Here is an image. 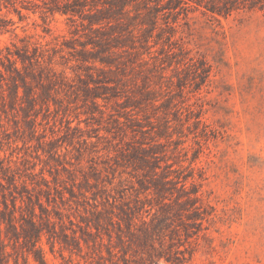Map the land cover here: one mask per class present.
<instances>
[{
  "label": "rangeland",
  "instance_id": "1",
  "mask_svg": "<svg viewBox=\"0 0 264 264\" xmlns=\"http://www.w3.org/2000/svg\"><path fill=\"white\" fill-rule=\"evenodd\" d=\"M211 3L0 0V215L41 202L45 264H264V6Z\"/></svg>",
  "mask_w": 264,
  "mask_h": 264
},
{
  "label": "trees",
  "instance_id": "2",
  "mask_svg": "<svg viewBox=\"0 0 264 264\" xmlns=\"http://www.w3.org/2000/svg\"><path fill=\"white\" fill-rule=\"evenodd\" d=\"M221 5H213L211 3L207 6V10L213 14L220 16L229 15L232 11H235L240 6L247 7L248 9L263 8L264 0H219ZM17 59L22 64V69L27 62L28 65L33 63L38 64L37 55H33V58L24 53L16 54ZM16 73L20 75V70L16 67L11 69H5V73ZM4 74L0 70V86L1 82L4 79ZM13 95L18 96V89L14 88ZM195 194V193H192ZM197 198L188 197L187 202L193 203ZM37 206L42 214H45V218H41V221H38L36 218L35 210L32 209L30 212V217L28 220L20 219L16 220L15 212L16 205L12 204V211L10 212H1L0 215V264H9L7 257L10 254L8 248L13 250V246L18 244L20 246L21 252L20 257L13 259V264H20L19 258L22 259L23 264H28V258L31 256L33 262L36 264H45V260L42 256L41 249L37 246V243L42 235H56L53 223L49 219V213L47 214L46 209L43 207L41 202L37 201ZM22 221V223H20ZM57 236V235H56ZM63 237H66L63 234ZM63 242H67L65 239ZM76 242V240H75ZM77 249H81L79 242L74 245Z\"/></svg>",
  "mask_w": 264,
  "mask_h": 264
}]
</instances>
